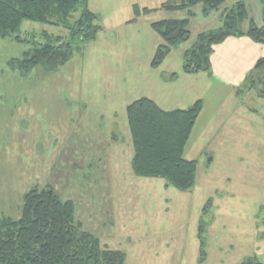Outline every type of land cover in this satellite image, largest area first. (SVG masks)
Returning a JSON list of instances; mask_svg holds the SVG:
<instances>
[{
  "label": "rangeland",
  "instance_id": "obj_1",
  "mask_svg": "<svg viewBox=\"0 0 264 264\" xmlns=\"http://www.w3.org/2000/svg\"><path fill=\"white\" fill-rule=\"evenodd\" d=\"M166 1L89 0L101 30L54 71L22 75L11 62L44 32L68 35L62 26L25 20L18 38L0 36V216L19 217L24 194L50 185L125 264H264V70L249 89L253 69L236 74L231 49L182 75L185 51L221 18L202 5L191 17L165 11ZM169 17H189L190 38L154 67L163 40L151 24ZM141 97L204 101L184 152L198 163L189 190L134 174L126 108Z\"/></svg>",
  "mask_w": 264,
  "mask_h": 264
},
{
  "label": "trees",
  "instance_id": "obj_2",
  "mask_svg": "<svg viewBox=\"0 0 264 264\" xmlns=\"http://www.w3.org/2000/svg\"><path fill=\"white\" fill-rule=\"evenodd\" d=\"M230 4V5H227ZM202 5L206 15L218 12L222 26L202 32L192 49L185 51L186 73L211 70V54L216 44L230 36L247 35L264 43V24L250 17L244 0H168L161 8L167 11L187 10ZM264 22V0H262ZM150 8L135 5L136 15ZM168 18L151 26L163 42L158 45L152 66H160L173 48L190 38V18ZM89 8V0H0V36H16L25 20L62 26L68 35L43 33L21 59L11 63L22 75L35 67L54 71L66 65L83 46L94 40L101 26ZM249 27L244 29V23ZM16 65V66H15ZM264 70V57L246 76L254 87V75ZM204 101L197 99L188 108L163 109L150 97H141L127 106V118L133 147L131 166L138 177L161 178L167 186L189 190L197 177L198 163L184 156ZM76 204L63 198L53 187H32L24 196L17 218L0 216V264H125L127 254L102 244L94 233L83 229L75 218Z\"/></svg>",
  "mask_w": 264,
  "mask_h": 264
},
{
  "label": "crops",
  "instance_id": "obj_3",
  "mask_svg": "<svg viewBox=\"0 0 264 264\" xmlns=\"http://www.w3.org/2000/svg\"><path fill=\"white\" fill-rule=\"evenodd\" d=\"M244 1H246L247 4H248V8H249V11H250V17L252 19H254L255 21H256V17H257L259 19L258 20V24L259 25L264 24L263 18H262V8H263L262 0H244ZM164 3H162V5ZM252 7H254V8H252ZM253 9H255V11H253ZM165 11H167V10H165ZM176 11H184V10H176ZM172 15H174V14H172ZM218 17L221 18L220 14L218 15ZM256 23H257V21H256ZM221 24H222V20H221ZM248 27H249V22H245L244 23V29H247ZM231 49L234 50V51L236 50V74L241 72L240 74L242 76H244V77L246 76V73L249 70H252L254 68V66L256 65L257 61L264 57V43L256 42V41L252 40L247 35L230 36V37L226 38L223 42L214 45L213 52L211 54V64H212V66L214 65V63H216L215 60H214L215 57H217V61H218V58H220V59L223 58V54H225L224 51L228 52ZM219 53H221L220 57H218ZM173 73L176 74L175 71H173L172 74ZM182 75L190 77L193 74L185 72V74H182ZM153 99L156 100L159 103V105L165 110H173V109H177V108H184V107H180V106H178V107L177 106H173L170 103H166V102H165V104H163L162 100L159 101L155 97ZM198 99H200V98H198ZM196 100L197 99H195V101ZM195 101H193V103ZM185 107H187V106H185ZM184 152H185V150H184Z\"/></svg>",
  "mask_w": 264,
  "mask_h": 264
}]
</instances>
